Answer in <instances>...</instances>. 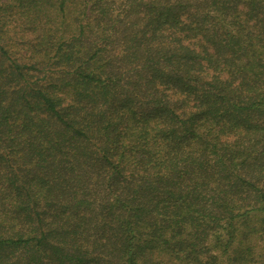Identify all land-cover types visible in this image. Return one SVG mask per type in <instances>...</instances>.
Listing matches in <instances>:
<instances>
[{"label": "trees", "instance_id": "obj_1", "mask_svg": "<svg viewBox=\"0 0 264 264\" xmlns=\"http://www.w3.org/2000/svg\"><path fill=\"white\" fill-rule=\"evenodd\" d=\"M0 264H264V0H0Z\"/></svg>", "mask_w": 264, "mask_h": 264}]
</instances>
